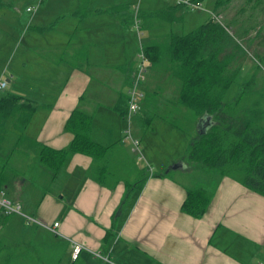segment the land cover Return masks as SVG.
Returning a JSON list of instances; mask_svg holds the SVG:
<instances>
[{"label":"crops","instance_id":"1","mask_svg":"<svg viewBox=\"0 0 264 264\" xmlns=\"http://www.w3.org/2000/svg\"><path fill=\"white\" fill-rule=\"evenodd\" d=\"M2 2L0 54L5 49V32L15 28L18 35L17 23L21 20L24 24L18 42L7 46L6 57L0 62V80L6 81L9 94L35 105L25 133L52 149L66 148L74 134L65 125L77 109L88 118L90 139L104 148L95 158L73 153L57 183L59 193L41 192L38 186L48 183L44 177L34 184L17 183L20 192L31 194L39 222H58L57 234L51 233L61 245L59 255L72 264V239L85 247L74 264H264V195L218 170L179 162L178 157L187 152L194 137L189 126L177 125L183 133L179 154L161 155L163 143L148 135L155 119L156 127L163 123L171 126L164 113L149 115L147 105H143L150 95L152 101L157 92L167 89L159 82L148 92L154 71L159 70L150 64L141 108L133 117L134 126L131 123L146 164L124 136L126 124L118 104H127L131 74L143 46L138 45L141 32L134 27V16L142 13L148 17L140 24L141 31L142 26L156 24V18L150 17L152 12L169 8L175 0L161 9L142 11L137 7V12L132 0ZM124 4H129L128 9L120 8ZM29 6L35 8L28 11ZM85 10L91 11L85 18L73 15ZM179 11L176 15L180 18ZM125 13L131 15L130 23L123 22ZM55 20L53 28L38 29ZM15 53L18 61L7 72L8 67L5 70L1 64L10 56L13 60ZM165 75L169 82L172 77L168 72ZM165 94H160L164 102L152 105L164 112L188 111L178 99L171 100ZM200 119L194 121L196 133ZM172 161V165L181 166L168 170ZM193 173L198 175L187 181L177 176ZM141 179L144 182L139 187ZM195 187H204L210 194L205 211L198 217L182 209L187 189ZM107 231L111 233L108 238Z\"/></svg>","mask_w":264,"mask_h":264},{"label":"trees","instance_id":"2","mask_svg":"<svg viewBox=\"0 0 264 264\" xmlns=\"http://www.w3.org/2000/svg\"><path fill=\"white\" fill-rule=\"evenodd\" d=\"M229 1L216 0L214 10ZM252 1L262 3V0ZM2 6L0 0V8ZM128 6L124 4L120 8L126 10ZM183 8L180 4H174L165 10L152 12L150 17L175 21L179 19L177 11ZM112 10H116V7ZM90 13L85 10L73 15L82 19ZM122 17L123 22H131L130 14L125 13ZM138 17L148 18L142 13ZM253 19L254 27L257 20L255 16ZM55 22L38 29H51ZM220 22L210 17L188 33H171L164 43L142 47L151 66L168 72L178 82V102L198 118L210 117L205 130L191 138L186 152L188 161L227 174L264 195V93L258 87L256 73L237 82L241 66L236 61V55L239 57L243 51H239V44H231L225 39L222 32L226 27ZM232 86L236 87V92L229 99L226 94ZM121 104H118V110L124 116L127 104ZM34 111L35 105L28 99L15 94L0 97V189L15 194V200L22 204L24 210H32L36 204L28 190L20 192L16 188L18 182L34 184L47 176L48 184L56 185L73 153L80 152L95 158L104 150L88 136V118L77 109L71 112L65 125L74 134L69 145L63 149L45 146L25 133ZM143 182L141 179L138 186ZM46 192L53 191L45 187L42 193ZM209 199L210 194L204 187L187 189L182 209L192 216H201ZM6 216L0 211V218L5 219ZM110 234L107 231L106 237ZM9 257L5 254L4 264H9ZM40 262L48 264L46 260ZM75 262L72 260V264ZM103 264L111 263L104 261Z\"/></svg>","mask_w":264,"mask_h":264},{"label":"rangeland","instance_id":"3","mask_svg":"<svg viewBox=\"0 0 264 264\" xmlns=\"http://www.w3.org/2000/svg\"><path fill=\"white\" fill-rule=\"evenodd\" d=\"M132 1L142 11H144V9H147L148 7L150 9H161L162 7H165L166 4H169L171 2V0ZM162 1L165 2V5H161ZM215 1L216 0H202V8L200 9H182L179 11L181 17L175 21L162 18H153L156 22V24H153V26L141 25V35L139 39L137 38L138 45L145 46L151 43H164L168 40V37L171 33H188L204 23L210 17H212L217 22L222 21V25L226 27L225 32H222V35L225 37V39L229 40L231 44H239V49H241L239 51H243L239 57L236 55V61H238L239 65L241 66V68L239 69L240 71L238 73L237 82H241L251 74L256 73V77L259 81V83H257L258 87L262 89V92L264 93V0H262V3L257 4L252 0H230L227 3L221 4L218 9L214 10ZM253 16H255L257 20L254 27L252 24V22L254 21ZM153 19L152 22H154ZM229 19H232L231 22H229ZM143 22L144 20L140 18V24H142ZM17 25L18 35L15 32L16 30H14L15 28L12 32H5L7 38L3 37L5 38L3 39V45H5V49L4 52L0 54V62L3 61V59L6 57L5 51L7 50V46L10 43H14V41L15 43H17L19 40L18 38L22 32L24 24L20 20V23H17ZM110 26L111 25L106 26L107 30ZM244 28L245 30H247H244L245 32L241 31V29ZM150 37H152L153 40ZM12 52L13 50L10 51V53ZM17 61L18 57L15 53V55L13 56V60L10 56L5 62H2L1 65L3 68H6L5 70H7L8 67L7 72H10V67L16 65ZM165 74L166 72L163 71H154L152 77L153 86L150 85V87L148 88V92H152L153 90L151 89H156V84L159 82L162 85H166L167 89H163L160 92H157L158 95L154 96V99H152V101L150 100V95L148 103H143V105H147L149 111L147 112L149 115L164 113L165 116L169 117V121H171L170 128L167 127L166 123H163L156 127L155 119L152 128L148 130L151 131L148 134L149 136L161 140V142L163 143V150L161 154L163 156H166L167 154H179L183 151L182 148L179 149L183 142V139H181L183 138V133L177 125L182 127L189 126L190 130L188 131L190 132V134L192 133V135L195 136L196 130H193L192 128L194 127L195 119L198 118L189 109L187 112H185L182 108L180 110L176 109L171 110L170 112H164L156 108V106H153L155 103L164 102L161 99L164 96L162 95L164 92H166L165 96L167 98L171 100L178 99V82L174 78L170 79L169 82H166ZM164 81L166 83H164ZM9 92L10 90H8V88L0 90V97L9 94ZM235 92L236 87L232 86L228 90L226 97L229 99L232 98ZM160 94L162 97L160 96ZM262 105L264 106V101ZM148 114L147 116H149ZM125 124L126 128V121ZM262 124L264 125V119L262 120ZM132 125L134 126V122H132ZM136 156L138 158L140 157L142 163L146 164L145 161L147 160V158L143 149L137 151ZM178 160L179 162L183 163H192L188 161L187 153L184 154V152L181 156L178 157ZM173 162L174 161L171 162V165ZM195 164L203 166L201 163ZM197 175L198 173H193L192 176L187 177H182L180 175L177 176H179L182 180L187 181L189 177H196ZM47 178L48 177L46 176L43 180L45 181ZM38 187L41 188V192L46 187L56 193L58 184H48L47 181H45ZM14 195L10 193V191H8L7 193V196L13 201L15 200ZM35 210V205L32 210L23 209L24 212H28L26 213L27 215L31 216L34 220L39 221L36 218ZM35 222H28L25 220V218L17 214L7 215L5 219L0 218V247L2 249L0 251V264H4L5 254L10 255L7 262L9 264H18V262H20L19 264H40V260H46L45 263L48 264H55V260H58L57 264H68L64 255H59L61 245L54 239V235L50 231L45 230L43 227H41L40 224Z\"/></svg>","mask_w":264,"mask_h":264},{"label":"built area","instance_id":"4","mask_svg":"<svg viewBox=\"0 0 264 264\" xmlns=\"http://www.w3.org/2000/svg\"><path fill=\"white\" fill-rule=\"evenodd\" d=\"M175 3L180 4L184 6V8L190 10L202 8L201 0H175ZM34 8V6H29L26 9L28 11H31ZM134 8L136 9L135 12H137V6H134ZM134 27L137 32H140V21L136 15L134 16ZM148 64V58L143 50V47L140 46L137 54V62L131 74L130 84L127 89V109L123 116L127 123V126L124 130V136L125 138L131 140L133 150L136 152L140 151V144L139 140L135 138L132 134L131 123L133 121L134 114H136L141 108V101L144 97L143 83L146 80ZM5 87L6 81L0 80V90L5 89ZM0 211L5 215L17 214L25 218V220L28 222L34 223L36 221L23 211V206L19 201H13L11 198H9L4 189H0ZM35 223H38L44 228H46L48 231L57 234L56 228L58 226V222H54L51 225L43 224L39 221H36ZM69 241L71 243V259L76 260L85 247L80 242L74 241L72 239H69ZM96 255L100 256L99 254ZM105 260L107 259L105 258Z\"/></svg>","mask_w":264,"mask_h":264},{"label":"water","instance_id":"5","mask_svg":"<svg viewBox=\"0 0 264 264\" xmlns=\"http://www.w3.org/2000/svg\"><path fill=\"white\" fill-rule=\"evenodd\" d=\"M209 123H210V117L204 116L203 118H201L197 123V132L202 133ZM178 166H181V165H178ZM178 166L177 164H174L170 168H168V170L177 168Z\"/></svg>","mask_w":264,"mask_h":264}]
</instances>
